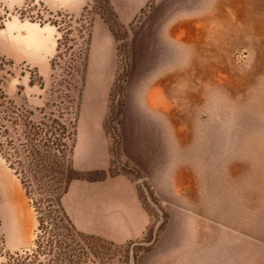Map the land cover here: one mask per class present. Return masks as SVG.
<instances>
[{"label": "rangeland", "instance_id": "374dc122", "mask_svg": "<svg viewBox=\"0 0 264 264\" xmlns=\"http://www.w3.org/2000/svg\"><path fill=\"white\" fill-rule=\"evenodd\" d=\"M244 2L242 10L264 21V7ZM176 9L177 0H148L131 18L122 0H92L72 16L48 11L41 0L0 2L1 26H47L58 39L43 74L0 54V103L7 109L0 125L22 161L16 173L0 156V263L35 238L36 215L18 173L38 181L26 141L58 120L81 178L128 177L148 218L134 240L77 237L72 250L83 249L80 264H264V30L233 34L228 43L218 35L216 49L142 48L149 45L138 40L146 16ZM89 141H107V170L76 168L78 159L87 165ZM125 141L166 143L154 155L152 178L124 153Z\"/></svg>", "mask_w": 264, "mask_h": 264}, {"label": "crops", "instance_id": "0c3cea01", "mask_svg": "<svg viewBox=\"0 0 264 264\" xmlns=\"http://www.w3.org/2000/svg\"><path fill=\"white\" fill-rule=\"evenodd\" d=\"M41 1L48 11H65L72 16H79L92 0ZM122 1L132 9L130 16L133 18L148 0ZM216 1L205 0L202 3V0H177L176 10L167 13L163 10L151 11L145 18L144 31L140 32L138 38L140 43H149L142 48L216 49L218 35H223L221 40L228 43L233 34H258L264 30L263 19L250 16L241 9L245 0H221L219 8L222 9L219 11ZM259 1L260 3L253 0V3H257L260 9L264 7V2ZM0 2L14 7L21 5L24 0ZM224 6L231 7L234 11H226ZM150 24L153 25L152 31L148 29ZM57 41V32L51 27L17 21L0 25V54L14 62L36 68L41 74L50 68L51 60L57 52ZM215 101L213 97L209 104L213 102L215 106ZM152 124L150 121L151 126ZM164 145V141H125L124 153L152 178V162L158 158H154V155L161 154ZM108 158L107 141H89L85 157H82L87 165L82 166L78 159L76 168L85 173L96 169L107 170ZM95 159L99 162L103 160V165H92ZM157 191L161 195V190ZM62 205L76 231L114 242L138 238L148 221L135 183L123 175H108L96 180L74 179L62 196Z\"/></svg>", "mask_w": 264, "mask_h": 264}, {"label": "trees", "instance_id": "16d2710c", "mask_svg": "<svg viewBox=\"0 0 264 264\" xmlns=\"http://www.w3.org/2000/svg\"><path fill=\"white\" fill-rule=\"evenodd\" d=\"M0 58L2 59L1 56ZM1 106L2 103H0V120L4 119V114L7 112V109ZM66 130L63 123L53 120L51 125L39 128L36 135L26 141L28 164H31L32 170L37 169L41 174L38 181L33 175L34 189L32 182L25 180V172L21 170L18 173L36 215L35 238L27 248L4 253V260L0 264H80L82 257L85 256L83 249L77 248L74 252L72 250L73 244L75 248L78 247L77 237L83 234L72 226L62 205V196L70 182L81 178L71 167L66 155L64 141ZM0 156L16 173L22 166L21 159L16 156L13 142L2 125H0ZM53 170L58 173L50 176L48 171Z\"/></svg>", "mask_w": 264, "mask_h": 264}, {"label": "bare ground", "instance_id": "6f19581e", "mask_svg": "<svg viewBox=\"0 0 264 264\" xmlns=\"http://www.w3.org/2000/svg\"><path fill=\"white\" fill-rule=\"evenodd\" d=\"M11 190H12V189H11ZM11 190H10V188H8V187L5 189V192H6L8 198H11L12 195H13V192H11Z\"/></svg>", "mask_w": 264, "mask_h": 264}]
</instances>
